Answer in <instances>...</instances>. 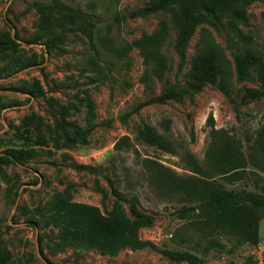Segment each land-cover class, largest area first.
Masks as SVG:
<instances>
[{
  "label": "rangeland",
  "instance_id": "374dc122",
  "mask_svg": "<svg viewBox=\"0 0 264 264\" xmlns=\"http://www.w3.org/2000/svg\"><path fill=\"white\" fill-rule=\"evenodd\" d=\"M59 1L92 26L86 30L53 14L46 31L35 6L52 0H0V264H187L164 251L188 252L202 264H264V206L257 212L256 246L201 210L186 218L175 214L200 202L191 191L205 182L264 199L258 145L264 140V88L255 67L239 82L232 59L234 51L242 53V34L264 68V0L246 6L243 22L224 15L217 26L197 14L182 60L173 47L176 12L128 17L153 0ZM162 21L165 70L158 78L157 65L133 43ZM206 35L226 60V96L217 84L187 89L190 62ZM167 91L176 97L151 102ZM144 128L169 148L146 143ZM231 150L241 158L236 180L220 176L213 162ZM11 153L24 160H9ZM55 194L104 216L122 214L132 222L131 207L151 216L150 226L134 227L135 238L148 246L116 256L54 249L56 229L43 225L38 209Z\"/></svg>",
  "mask_w": 264,
  "mask_h": 264
},
{
  "label": "trees",
  "instance_id": "16d2710c",
  "mask_svg": "<svg viewBox=\"0 0 264 264\" xmlns=\"http://www.w3.org/2000/svg\"><path fill=\"white\" fill-rule=\"evenodd\" d=\"M253 1L255 0H153L144 7L131 12L128 17L138 18L156 13L175 14L176 12L173 47L182 60L184 48L192 35L193 23L197 14L208 16L217 26L221 25L220 16L224 15H231L243 22L245 8ZM35 8L40 16L41 26L46 31L49 30V20L53 14L71 21H79L86 30L92 26L88 23L86 15L73 7L62 4L59 0H52L51 5H36ZM166 37L167 26L162 21L156 32L133 43L146 61L157 65L155 73L158 78H161L165 70V60L161 50ZM237 42H240L243 47L242 53L236 50L232 54L237 80L241 82L247 79L249 69L255 67L256 78L264 88V68L256 58L255 52L249 48V37L238 34ZM225 63L221 48L206 35L203 46L190 62L186 80L187 89L198 91L206 84H217L223 95H228L229 76ZM175 97L167 91L151 102L164 103L167 99ZM148 104H141L138 108H143ZM89 107L91 108V105ZM140 134L150 145L166 150L169 148L166 141L151 128L142 129ZM22 139L26 146H31L32 143L28 139L24 137ZM258 145L264 150V140H261ZM10 155L9 160L15 163L24 160L23 156L15 153ZM240 159L235 150L218 157L213 156V162L218 167L219 175L235 180L239 175L237 168ZM200 190V192L191 191L192 194L200 196V202L176 210L175 214L180 218H186L191 212L201 210L210 219L229 223L252 246L258 244L260 218L257 212L264 206V199L259 194L242 189L226 190L208 182H205ZM38 215L46 228L56 229V232L50 236L54 249L63 251L66 247H76L96 251L106 256H116L123 249L141 250L148 246V243L135 238L134 227L150 226L153 221L151 216L140 213L134 207H131L132 222L122 214L104 216L97 208L71 203L61 194H55L50 201L40 207ZM163 254L169 260L176 262L202 264L199 257L188 252L164 251Z\"/></svg>",
  "mask_w": 264,
  "mask_h": 264
}]
</instances>
